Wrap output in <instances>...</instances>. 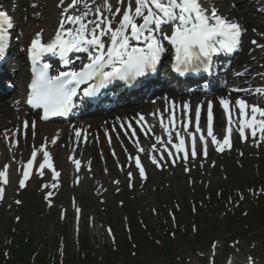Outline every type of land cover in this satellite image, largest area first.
<instances>
[{"label": "snow or ice", "instance_id": "6c2138e0", "mask_svg": "<svg viewBox=\"0 0 264 264\" xmlns=\"http://www.w3.org/2000/svg\"><path fill=\"white\" fill-rule=\"evenodd\" d=\"M40 6L38 0H29V7L35 18L41 15L37 11ZM57 7L60 9V19L54 33L45 39L44 29L41 28L35 32L27 47L22 49L31 64V77L22 99L32 109L42 110L37 113L40 121L66 116L71 112L74 107L73 98L78 95L81 85H86L82 89L85 97L94 96L115 79L131 84L138 77L156 72L162 57L169 51V46L172 50L170 67L174 72L180 75L210 72L214 66L213 57L239 50L242 37L248 31L238 19L221 15L213 0H58ZM232 7L235 8L236 5L233 4ZM257 11L264 14V8H258ZM14 27V17L0 4V60L5 58ZM251 31L264 39V32H258L255 27ZM250 43L256 48L264 49V44L256 39H252ZM48 56L58 57L63 70L57 68L53 74L50 71L51 65L44 62V58ZM224 71L227 72L228 68ZM248 72L249 69L245 67L241 71L232 70V75L243 77ZM256 75L264 79V73ZM241 92L261 97L264 96V86H257L254 89L250 86L244 88L234 86L228 95L216 98L227 118L222 140L217 139L213 133V100L206 101L205 134L201 127L202 104H196L193 108L189 101L177 103L167 97L164 98L163 111L157 109L151 115L159 119L161 128L168 135L166 144L160 136L156 137V141L164 147L173 164L178 160L186 164L190 158L195 160L200 155L207 157L210 145L215 146V150L221 153L225 149L231 150L235 133H238L241 143H246L250 137L257 146L264 142V104L259 100L251 102L244 96H237L233 100L231 94ZM15 103L19 105L20 101ZM176 109H180L182 113V131L186 134L187 140L179 131H175ZM165 112L168 113L167 118L164 116ZM137 115L139 117L137 124L142 125L141 130L151 132L153 126L146 124L145 116L139 113ZM190 125L194 126L195 132L189 131ZM123 126L122 124L121 127ZM36 128L37 119L30 121L26 119L12 136L15 137L17 132L21 131L27 136V131L31 130L32 136L35 137ZM128 128H132V125L128 124ZM174 131L176 142L172 137ZM74 133L77 142L82 135L85 140L87 139L86 134L79 128H75ZM105 134L107 135V131ZM131 135L134 137L136 131L133 130ZM5 139H8L7 134ZM57 139L58 136L52 137L50 141L45 138L38 147L34 146L30 157L21 162L16 169L20 173L18 177L20 189L26 187L34 171L41 177L48 172L51 173V181L41 185V190L45 191L44 199L48 201L49 206L54 193L48 189L59 187L61 173L54 165L47 144L50 142L55 145ZM9 143L11 144L9 152L12 153L18 141L13 139ZM135 143L138 153L145 151L140 148L138 141ZM167 145H171L175 152L170 151ZM152 147L154 151H158L156 145ZM14 159L13 155L12 160ZM129 159L135 161L141 179H147L140 156H130ZM149 159L157 168H161L159 161L164 160V156L150 154ZM68 160L79 173L81 161L71 154ZM10 167V163L0 167V201L4 200L6 186L11 183ZM184 171L188 172L189 169L185 167ZM127 175L131 188L133 174L128 172ZM79 182L80 178L77 175L74 183ZM113 183L119 184V181L114 180ZM15 203L19 205L22 202L17 200ZM73 206L78 221L81 209L75 206V202ZM109 234L111 235L110 229ZM238 243L239 241H235L234 245ZM216 247L217 242H213L209 264H215ZM226 264H233L231 257ZM246 264L257 262L252 256H248Z\"/></svg>", "mask_w": 264, "mask_h": 264}, {"label": "rangeland", "instance_id": "374dc122", "mask_svg": "<svg viewBox=\"0 0 264 264\" xmlns=\"http://www.w3.org/2000/svg\"><path fill=\"white\" fill-rule=\"evenodd\" d=\"M38 2L43 14L50 13L54 17L60 11L57 7L58 0H38ZM239 3L244 4L252 12H256L255 10L264 6V4H259V6L252 4L250 7L248 0H241L236 4ZM0 4L9 10L10 15L14 17L15 25L19 27L15 35H11V38L16 41V44L14 43L16 48L12 54L17 57H13H16V62H21L19 52L26 47H21L20 41L25 44L34 36V33L27 35V32L30 31L27 25L33 23L32 19L37 20L38 18L31 16L32 9L29 7V0H0ZM14 5L15 7H13ZM258 16L264 19L263 15L258 14ZM59 19L60 17H57V23ZM13 57L10 56L9 60L14 61ZM20 99L19 95L14 92L8 96L5 103L12 108L9 102L20 101ZM70 122L75 123V120ZM54 124L63 125L64 123ZM7 136L9 137V135ZM7 142L5 136L0 137V144L4 147ZM153 145L155 144L151 143L149 147L153 148ZM262 154H264V142L257 146L254 141H251L241 149H225L222 153L215 151L203 161L194 162L190 166L185 165L180 170L175 169L171 172L164 171L154 174L144 180L138 173L133 174L128 170L123 172L122 179L102 175L105 178L97 180V178H91L92 167L86 164L83 158L79 159L81 171L77 173L75 166L68 160L69 155H67L65 167H56L57 171L61 173L59 187L48 189L54 193L50 198L51 206L44 199L45 191L41 190L42 184L51 181V173L44 177L38 174L33 175L23 189L19 188L18 178L15 174L13 175L14 179L10 186H6L5 198L0 201V245L5 242V230L12 228L17 219L19 206L15 203L17 200L24 204V200H39L41 198L43 210L31 225L30 232L37 239H45L46 243L52 247L56 243L58 251V244H60L63 235L67 233L73 253L77 251V234L81 231L83 234L87 231L92 244L100 252L104 251L105 245L114 246L123 238L131 240L124 214L119 207V200L122 199L132 204L138 222L143 225L148 224L152 232L155 233L172 227L177 218L189 224L190 216L185 208L184 200L196 198L201 202L206 198L205 193L218 191L222 188L230 189L232 196L234 193L238 196L240 192L239 203L246 208L249 198L247 192L250 186L249 182L251 179H256L255 169L261 161L259 156ZM2 163L0 159V167L5 164ZM13 163L20 164L21 162L14 159ZM185 167L189 169L188 172L184 171ZM128 172L133 174L131 188L129 187ZM232 174H234L233 180L230 179ZM77 175L80 178L79 184L74 183ZM114 180H118L119 184L113 183ZM240 184L242 185L240 186ZM73 202L76 207L81 209L78 221ZM62 212L63 218H61ZM258 233L255 236L252 233H250L251 235L237 233L234 241L233 238L228 239L224 236L215 237L210 243L202 242V245L196 249L187 248L177 252L173 262L158 258L153 264H209L213 252V242H217L215 261L219 263L226 264L229 257L233 262L238 260L246 263V258L252 256L257 264H264V233L263 231ZM235 241H239V243L234 245ZM191 246L193 247V245ZM116 264L122 263L117 262Z\"/></svg>", "mask_w": 264, "mask_h": 264}, {"label": "bare ground", "instance_id": "6f19581e", "mask_svg": "<svg viewBox=\"0 0 264 264\" xmlns=\"http://www.w3.org/2000/svg\"><path fill=\"white\" fill-rule=\"evenodd\" d=\"M238 1L240 2L241 0H213L220 13L229 17L238 18L240 23L248 29V31L243 35L244 38L241 51L235 60H233L230 68L228 69V76L226 77L225 85L221 86L213 93L207 92L205 94L198 93L196 95H186L177 94V92L174 90H168L162 95L157 93L151 95L149 98L144 97L137 103L139 105L123 106L101 115L91 116L92 118H79L74 124L67 125H54L49 122H41L37 116V113H39L38 110L26 108L24 105L22 107V103H20V105L15 104L13 106L15 108L14 110L11 109L6 103H0V137H4L3 135L7 134L9 135L8 141L13 139L18 141V144L16 148L13 149L12 153L9 152V148L11 147L9 142L5 143V147L0 144L1 161L3 163L11 164L9 169L11 182L14 179V174L17 176V178L20 175V173L16 171L20 164L13 163V155L14 158L20 162L26 161L30 157L34 146L38 147L42 142H44L45 138H48L50 141V139L54 136H58L57 143L53 145L49 142L47 147L53 157L55 167L64 168L66 164V156L71 154L74 155L76 159L83 158L86 161V164H89L92 167L91 178H97V180H103L105 177L102 175L114 176L122 179L123 172L125 170L132 171L133 174H139V170L135 167V161L130 160V156H140L141 163L145 168L146 176L149 178L154 176V174H159L164 171L171 172L175 169L180 170L185 165L190 166L194 162L203 161L208 156L214 154L216 151L215 146L210 145L207 157L200 155L195 160L190 158L186 164L181 160H178L175 164H173L172 158L168 157V153L164 151V147L161 144H158L156 141V137L160 136L165 142L168 139V135L165 134L164 130L161 128L159 119L154 118L151 113H155L157 109L163 111L165 107V97L169 98L170 100H174L177 103L189 101L193 108L196 104H202L201 123L203 124L204 121H206L207 116L206 101L213 100V133L214 135L221 138V134H223L221 128H224V126L227 125V121L216 98L222 95H228L229 90L234 86L245 87L246 85L254 84V82H262V79L259 75H250L251 73H264V51L259 48L254 49L253 45L250 43L252 39H256L259 43H264V39L255 35L251 31V29L255 27L258 32H264V19L258 16L260 13H255L248 10L244 4H236ZM257 2H259V0H248V3L251 4H256ZM233 4L236 5L235 8L232 7ZM37 11L40 12L41 15L37 20L32 19L33 23L27 25L29 26L28 30H30L27 32V35H30V33L35 34L36 31H39L41 28H43L44 37L47 39L51 34L54 33V30L58 25L57 17H60V11H58L57 15L54 17L51 16L50 13L43 14V11L40 8H38ZM261 15L264 16L262 13ZM31 16L33 17L32 12ZM17 30V28H14L12 32H17ZM31 39L32 38H30V41ZM24 57H27V55L24 54ZM24 61L25 66L30 68V61H28L27 58H24ZM251 64L254 65L252 69L249 67ZM245 67L249 69L247 75L243 77H234L232 75V70L241 71ZM24 71L27 72V69H22L19 65V89H23L26 86L25 83L27 81V74L24 73ZM242 84L246 85L241 86ZM231 95L233 100L237 96H244L251 102H255L257 100V98L251 97L246 93H232ZM138 113L145 116L147 125L153 126L151 132L141 130L142 125L137 124V120L139 119L137 115ZM175 114V131H182V113L180 109H176ZM164 116L167 118L168 113L165 112ZM26 119L29 121L37 119L36 136L33 137L31 130H28L27 136H25L24 132L21 131L17 132V135L13 137L12 133L16 132L17 129H20L22 121ZM165 123H167V119L165 120ZM122 124L124 125L123 127H121ZM128 124H131L132 128H128ZM75 128L81 129L82 133L86 134L87 139L85 140L84 136L82 135L80 141L77 142L74 133ZM133 130L136 131V135L134 137L131 135ZM106 131L107 135L105 134ZM175 131L172 133L174 142H176ZM125 133H127V135ZM204 133L206 134V129L204 130ZM109 137L111 138V144H109ZM2 141H4V139H2ZM135 141H138L140 148L144 149L145 151L138 153ZM251 141H253V139L250 137L246 143H241L238 133H235L233 136V147L231 149H241L244 145L249 144ZM151 143L156 145L158 151H154L153 148L149 147ZM167 147L170 151L175 152V150L171 148V145H167ZM73 149H75L74 152ZM113 152L115 155H113ZM150 154L157 157L161 155L164 156V160L159 161L161 168H157L154 164H152L151 160L149 159ZM105 169H107V172H105ZM49 174L50 172H48L46 175ZM33 175H36L35 171ZM215 264L222 263L215 261ZM233 264L246 263L235 260Z\"/></svg>", "mask_w": 264, "mask_h": 264}, {"label": "trees", "instance_id": "16d2710c", "mask_svg": "<svg viewBox=\"0 0 264 264\" xmlns=\"http://www.w3.org/2000/svg\"><path fill=\"white\" fill-rule=\"evenodd\" d=\"M258 176V181H250L254 200L246 210L235 195L230 198V189L222 188L205 193L206 198L201 203L198 199L192 202L183 199L190 224L177 218L173 227L159 233L152 232L148 224L140 225L132 204L120 201L131 240L123 238L112 247L105 245L102 252L95 248L85 231L77 235L75 253L71 251L68 234L63 235L58 254L56 243L52 247L30 232L43 209L41 201H26L18 208L19 220L5 231V243L0 245V264H153L158 258L173 262L177 252L199 247L214 237L233 238L237 233L248 235L264 230V195L261 194L264 191V161Z\"/></svg>", "mask_w": 264, "mask_h": 264}]
</instances>
